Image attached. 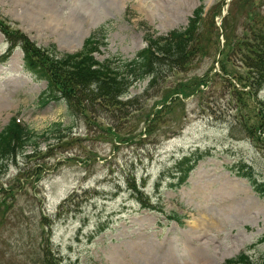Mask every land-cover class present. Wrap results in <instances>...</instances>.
Wrapping results in <instances>:
<instances>
[{
  "label": "rangeland",
  "instance_id": "rangeland-1",
  "mask_svg": "<svg viewBox=\"0 0 264 264\" xmlns=\"http://www.w3.org/2000/svg\"><path fill=\"white\" fill-rule=\"evenodd\" d=\"M249 4H261L264 14V0ZM201 5L206 19L219 12L207 23L219 36L214 57L194 60L187 72H168L157 90L148 79L131 87L140 111L124 123L98 118L119 129L118 138L82 119L73 122L63 101L42 104L46 81L25 69L20 47L7 52L11 43L0 31V130L13 117L38 132L60 121L79 138L36 160L52 166L37 180L20 175L22 157L0 172V187H11V194L0 193V264H45L48 241L56 264H167L168 256L174 264H224L243 253L252 264L264 262V193L254 186L264 185V88L258 98L237 96L217 62L224 34L244 35L245 2L0 0V13L37 43L62 51L80 50L94 34L101 47L96 57L104 60L133 57L148 36L185 28ZM230 65L245 70L235 55ZM206 71L215 74L208 86L182 102L172 97L145 134L143 113L160 108L164 87ZM197 154L202 157L182 182L178 163Z\"/></svg>",
  "mask_w": 264,
  "mask_h": 264
},
{
  "label": "trees",
  "instance_id": "trees-1",
  "mask_svg": "<svg viewBox=\"0 0 264 264\" xmlns=\"http://www.w3.org/2000/svg\"><path fill=\"white\" fill-rule=\"evenodd\" d=\"M241 1L246 3L244 7L247 10L245 17L247 26L243 29L244 35L236 38L234 35L224 34L226 40L224 48L218 51L220 53L218 62L223 72L221 76H226L225 80L229 81L237 96L249 95L258 98L259 91L264 87V14L260 8L261 4L257 7L249 4L251 0ZM233 7L232 3L229 8V17L233 13ZM216 12L217 10L210 11L206 19L204 6L197 7L185 29L173 30L168 35H160L158 38L148 36V46L132 58L118 54L104 60L97 59L93 54L99 51V39L96 35L88 38L83 49L76 53L61 52L54 44L38 45L1 14L0 31L11 43L7 52H13L14 48L20 46L24 51V67L33 73L36 79L47 82L46 89L40 95L42 104L45 105L52 100L63 101L73 122L82 119L88 126L102 128V134L118 138L123 135L120 134L119 129L113 128L114 121L120 122L122 119L123 123L128 122L135 111L142 109L140 96L122 99V96L128 94L131 86L150 78L149 87H155L166 79L168 72H187L193 67L194 60H204L205 56L214 57L213 53L214 49L218 48L219 36L214 39L213 30L207 28V23L213 18V13L216 15ZM213 27L214 31L218 30L216 23H213ZM250 31L253 34L251 38H249ZM232 55L241 59L244 71H236L235 69H239L230 65ZM213 76L215 74L211 76L210 72L206 71L203 75L177 82L174 88L165 86L166 91L160 97L159 103L166 108L168 102H173L172 97L175 95L177 100L182 102V97L194 94L198 90L203 91L201 85L207 86L210 77ZM153 89L157 90V86ZM146 92L150 90L147 89ZM156 95L159 96L158 93ZM162 107L152 108L149 113H143V115L147 114L143 118L146 123L145 133H150ZM99 116L105 117L113 124L101 125ZM72 134V126L64 125L60 121L53 123L46 131L38 132L17 117H13L0 130V172H3L17 157H22L25 161L22 164L24 167L19 172L20 175L29 174L37 180L41 177L43 170L51 169L52 166L48 159L36 160H40L41 157L49 158L54 150L79 140ZM67 137L70 139L65 140ZM259 141H262L261 137ZM199 158L201 155L186 157L179 163L178 171L182 182ZM33 161L36 163L31 165ZM17 181H20V178H17ZM254 186L260 193H264V185ZM0 190L3 195L11 194L9 191L11 187L1 186ZM3 202L4 200L0 201V209L5 206ZM175 217L178 216L175 215ZM44 250L45 264H56L55 261L58 259L51 255L49 241ZM224 264H251V262L247 255L241 254L236 258L228 259Z\"/></svg>",
  "mask_w": 264,
  "mask_h": 264
},
{
  "label": "bare ground",
  "instance_id": "bare-ground-1",
  "mask_svg": "<svg viewBox=\"0 0 264 264\" xmlns=\"http://www.w3.org/2000/svg\"><path fill=\"white\" fill-rule=\"evenodd\" d=\"M256 199V198H255ZM167 251V250H166ZM166 251H165V253H166ZM162 256H164L163 254H162ZM169 257V256H168ZM167 257V264H174V262L172 263V260H173V258H168Z\"/></svg>",
  "mask_w": 264,
  "mask_h": 264
}]
</instances>
